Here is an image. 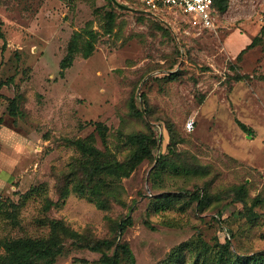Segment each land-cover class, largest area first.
<instances>
[{
	"label": "rangeland",
	"instance_id": "obj_1",
	"mask_svg": "<svg viewBox=\"0 0 264 264\" xmlns=\"http://www.w3.org/2000/svg\"><path fill=\"white\" fill-rule=\"evenodd\" d=\"M117 1L139 10L112 0H0V80L13 77L0 89V254L3 239L46 237L52 220L64 249L50 264H98L100 253L83 243L112 239L128 212L132 225L117 240L135 264H235L264 252V35L239 53L264 24V0H229L216 28L201 32L171 10ZM89 28L96 41L84 57ZM14 96L16 116L7 110ZM136 132L156 143L129 175L104 177L105 208L76 192L59 199L58 179L74 163L123 161ZM77 138L98 148L97 160ZM196 191L206 205L189 197Z\"/></svg>",
	"mask_w": 264,
	"mask_h": 264
},
{
	"label": "trees",
	"instance_id": "obj_2",
	"mask_svg": "<svg viewBox=\"0 0 264 264\" xmlns=\"http://www.w3.org/2000/svg\"><path fill=\"white\" fill-rule=\"evenodd\" d=\"M130 5H136L140 9H145L143 4L138 0H123ZM229 0H213L212 9L214 10L216 17L219 18L228 8ZM129 6V5H128ZM132 7V6H130ZM182 16L183 20L187 19V16L182 12H175ZM115 19L114 10H109L106 12V24L107 28L111 29ZM86 33V40L84 43L83 56H89L94 50V44L96 41V33L92 29H84ZM205 31V30H203ZM264 35V24L260 27L259 32L256 36L251 38V41L241 49V52L245 49L255 45L260 37ZM81 36V33H75L72 36L70 45L68 46L67 53L60 61L59 74H63L64 70L69 67L73 61L74 54L77 51L75 48V42L77 38ZM0 37H3V32L0 29ZM239 54L236 56L238 57ZM243 77L238 76L236 80H241ZM13 77L10 76L6 80H0V89L3 85L12 83ZM1 95V92H0ZM19 96H14L9 98V103L7 105V110L12 116H16L19 113ZM2 118L0 116V123ZM238 126L248 134H252V130L243 122L236 119ZM100 125V124H99ZM98 126V124H97ZM168 131L170 138L173 137V131L171 126L168 125ZM99 135L104 139V132L100 130ZM130 142L136 144L134 150H132L126 159L123 161H109L106 162H89L95 163L93 166L91 164H83L78 161V165L75 163L72 165V171L67 175L65 179H58L57 191L58 197L62 201L69 195L70 192H76L78 195L90 197L94 200L95 204L100 208H105L107 201L102 200L101 195L103 192L104 177L106 175L116 176L120 179L123 176H127L136 165L145 157H149L151 154V148L154 146L155 140L151 139L148 133L136 132L129 135ZM152 140L153 142L149 143ZM74 143L78 149L89 156L95 157L96 160L100 155L98 148L93 144H88L86 140L77 138ZM161 159L158 161L160 162ZM76 166L80 169V174L76 173ZM175 167V166H173ZM96 176H98L96 178ZM109 177V176H107ZM206 193V192H205ZM189 197H195L198 204L202 207L208 203L209 196L203 194L201 191L191 192ZM240 201L244 200L242 197H238ZM255 201V200H254ZM53 202L51 200H46V206H50ZM1 206V202H0ZM245 207V206H244ZM247 207L246 209H249ZM251 212V210H248ZM6 213L8 217L15 219V205L9 203L7 205ZM132 225V218L128 212L124 217L120 218L118 221L113 222L114 236L112 239H99V240H85L83 243L90 250L100 253V258L98 264H135L134 255L126 241L117 240L123 232ZM149 226V224H146ZM50 234L46 237H12L6 238L1 241V246L3 247V253L0 254V264H50L54 259L63 251L64 247L62 242L59 240L57 230L62 228L57 221H50ZM151 227V226H150ZM186 243H181L178 246L177 251L181 249L182 245ZM110 250V252H107ZM222 258V257H221ZM221 258H216V264H221ZM247 260V261H246ZM235 264H264V252L253 253L248 255L235 256ZM223 264V263H222Z\"/></svg>",
	"mask_w": 264,
	"mask_h": 264
},
{
	"label": "built area",
	"instance_id": "obj_3",
	"mask_svg": "<svg viewBox=\"0 0 264 264\" xmlns=\"http://www.w3.org/2000/svg\"><path fill=\"white\" fill-rule=\"evenodd\" d=\"M145 10L167 9L180 11L187 16L186 23L190 28L201 32L216 28V14L212 9L213 0H138ZM193 119L185 122L186 131L193 129Z\"/></svg>",
	"mask_w": 264,
	"mask_h": 264
},
{
	"label": "water",
	"instance_id": "obj_4",
	"mask_svg": "<svg viewBox=\"0 0 264 264\" xmlns=\"http://www.w3.org/2000/svg\"><path fill=\"white\" fill-rule=\"evenodd\" d=\"M112 2H114L117 6L122 7V8L139 10V9H135V8L130 7V6H127L125 4H122V3L118 2L117 0H112ZM141 11H147V10H141Z\"/></svg>",
	"mask_w": 264,
	"mask_h": 264
},
{
	"label": "crops",
	"instance_id": "obj_5",
	"mask_svg": "<svg viewBox=\"0 0 264 264\" xmlns=\"http://www.w3.org/2000/svg\"><path fill=\"white\" fill-rule=\"evenodd\" d=\"M250 41H251V40H250ZM250 41H249V42H250ZM235 122H236V120H235ZM239 128H240V127H239ZM240 129H241V128H240ZM241 130H242V129H241ZM249 135H251V134H249Z\"/></svg>",
	"mask_w": 264,
	"mask_h": 264
}]
</instances>
